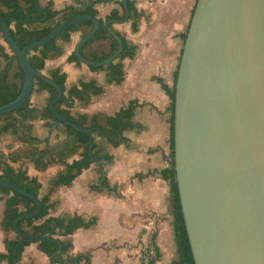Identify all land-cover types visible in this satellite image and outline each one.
Instances as JSON below:
<instances>
[{
    "label": "water",
    "instance_id": "obj_1",
    "mask_svg": "<svg viewBox=\"0 0 264 264\" xmlns=\"http://www.w3.org/2000/svg\"><path fill=\"white\" fill-rule=\"evenodd\" d=\"M123 13V19L105 22L93 13L79 14L23 48L14 40L8 18L0 15L12 60H18L24 74L20 94L0 106V117L21 108L32 97L36 79L44 80L57 90L49 107L58 125L87 133L93 155V128L56 110L63 88L32 67L28 52L69 27L91 21L93 27L77 43L75 56L87 66L109 65L123 51L113 25L130 18L128 0H123ZM100 29L108 30L119 48L97 62L86 58L82 48ZM174 144L176 180L195 264H264V0H197L178 68ZM95 161L106 175L102 164L108 162ZM0 186L37 205L14 221V232L31 242L42 238L18 228L21 220L41 211V199L9 181H0ZM56 255L63 264L61 254Z\"/></svg>",
    "mask_w": 264,
    "mask_h": 264
},
{
    "label": "crops",
    "instance_id": "obj_2",
    "mask_svg": "<svg viewBox=\"0 0 264 264\" xmlns=\"http://www.w3.org/2000/svg\"><path fill=\"white\" fill-rule=\"evenodd\" d=\"M46 2L47 0H41ZM56 10L67 6L93 7L99 19L106 18L114 11H123L118 0L97 2L96 0H52ZM196 0H135L142 17L137 20L134 30L133 18L121 24H114L127 39L139 44L134 58H125V78L121 84H109L106 70L92 71L87 65L70 61L75 47L82 38V31L73 32L69 40H58L62 54L46 61L43 72L47 75L53 69L67 73V87L81 81H97L106 87L104 94L95 96L88 104L76 101L71 111L73 115H98L101 124L106 118L121 108L133 103L134 126L122 133V142L114 146L98 133L94 134L96 150H101L97 160L85 169L70 186H54V180L64 165H54L45 171H38L28 164V174L41 182L39 198L50 195L53 204L51 216H82L86 222H96L89 227L79 228L71 235L72 247L69 254H90L89 264H179V253L172 215L171 183L164 172L171 168V99L160 80L170 87L179 63L181 35L187 32ZM8 44L0 33V49ZM110 39L96 40L85 48V54L109 52ZM3 64L5 61L3 60ZM50 98L47 90H34L31 102L35 118L19 116L18 132L7 134L9 139L20 145L19 138L27 126L31 133L41 139L55 142L60 126H47L42 119ZM52 124H54L51 121ZM63 137V136H61ZM2 144L0 150L6 149ZM10 144V143H9ZM109 154V158L106 155ZM76 155L73 159H78ZM107 177L108 187H102ZM5 202L0 201V253L6 252L4 240L15 239L14 231L6 233L1 226ZM152 248L159 253L150 256ZM0 264H9L2 261ZM16 264H60L52 262L40 248L31 242L25 247L21 260Z\"/></svg>",
    "mask_w": 264,
    "mask_h": 264
},
{
    "label": "trees",
    "instance_id": "obj_3",
    "mask_svg": "<svg viewBox=\"0 0 264 264\" xmlns=\"http://www.w3.org/2000/svg\"><path fill=\"white\" fill-rule=\"evenodd\" d=\"M108 1L111 0H96V3ZM118 4L123 7V0H118ZM195 7L196 4L192 10V15ZM128 8L130 12L129 19L133 18L135 20L134 30H137V20L142 17V13L137 10L135 0H128ZM86 13L97 15L93 7H86L79 10L76 6L70 5L64 9L56 10L53 7L52 0H47L46 2H42L41 0H0V15L8 18L7 23L11 34L20 48L41 40L60 23L70 20L79 14ZM124 17L123 11L114 10L106 20L109 18L123 19ZM100 20L102 22L106 21L104 19ZM92 27L93 24L91 21H82L75 26L63 30L55 39L48 41L40 48L28 52L30 64L35 69L43 72L46 67L47 59L56 58L62 54V48L57 43L58 40H69L72 33L76 31H82L83 35H85ZM114 30L122 39V53L109 65L88 67L92 71L106 70L108 72L107 83L121 84L125 78V65L123 60L125 58H134L140 46L127 39L119 30ZM187 32L181 35L183 44ZM0 33L5 40L1 25ZM100 39H110L111 50L109 52L85 54V48L94 41ZM118 48L119 43L116 38L112 36L108 30L100 29L95 37L84 45L82 54L90 60L100 62L115 54ZM8 49L9 51H7L5 47H1L0 49V106L18 97L22 90L24 79L21 65L17 59L12 60V50L9 46ZM69 59L72 62H76L78 65L83 64L75 56V53H72ZM3 60L5 64H3ZM180 60L181 55L179 57L177 69L174 72L173 86L170 87L164 83L163 80H160L163 88L171 99L172 111L171 168L164 172V176L169 179L171 183V209L174 217V231L179 253V264H195L183 216L174 159V108L176 81ZM48 76L60 84L64 91L63 99L55 104L56 110L77 124L87 128H93L94 134L98 133L106 137L112 145H119L123 140L122 133L126 129L134 126L132 118L134 116L135 106L133 103L121 108L115 114L108 116L105 124H101L98 121V115L96 114L93 116L88 114L73 115L71 109L76 101L88 104L95 96L104 94L106 92V87L92 80L89 82L81 81L79 84L69 88L66 84L67 73L62 72L59 68L51 70ZM35 89L38 91L47 90L50 93V98L45 107L42 119L46 120L45 124L47 126H56V129H59L57 126L60 121L52 114L49 107L50 102L57 94L56 88L44 80L37 78ZM31 105L32 102L30 98L18 110L6 113L0 117V133L10 131L17 133L19 129V116L24 117L25 120L28 118H35L34 109ZM51 121L54 124H52ZM64 127L63 137L58 136L55 142H50L49 139H41L37 136H33L31 133V125L27 126L26 130L28 131L24 132L19 138V146H14L10 143L7 145L6 149L0 150V181H9L28 193L39 197L42 184L37 177H32L28 174V164L32 163L38 171H45L54 165H64L65 170L64 172L58 173L54 180V186H70L85 169L90 168L101 153V150L97 151L96 144L94 143L93 155H91L89 135L71 126ZM76 155L80 157L70 162L69 160ZM106 157L109 158V154H107ZM108 186V179L105 177L102 181V187ZM40 199L42 202L41 211L34 217L21 220L18 223V228L24 233L42 235V238H36L33 242L39 243L40 248L50 257L52 262L59 261L56 255L59 252L62 256L63 264H89L91 259L90 254H69L72 247L71 235L79 228L89 227L94 224L96 219L86 222L82 216L79 215H74L72 217L51 216L50 213L53 204L50 202V195L48 194ZM0 201L5 202L1 226L6 233L14 231V221L19 216L33 212L37 208L36 203L29 197L7 186H0ZM4 243L6 252L0 253V263L2 261H7L9 264H16L21 260L25 247L29 245L31 241L25 240L17 235L15 239L6 238ZM148 264H155V262L152 260Z\"/></svg>",
    "mask_w": 264,
    "mask_h": 264
},
{
    "label": "rangeland",
    "instance_id": "obj_4",
    "mask_svg": "<svg viewBox=\"0 0 264 264\" xmlns=\"http://www.w3.org/2000/svg\"><path fill=\"white\" fill-rule=\"evenodd\" d=\"M181 47H183V43H182ZM172 86H173V85H172ZM64 130H65V127H64V126H60V130H59V135H60V136H63V135H64ZM10 139H12V138H10ZM10 139H9V136H8L7 134H2V135H0V147H1L2 144H5L6 142H7V144H6L5 147H7V145H9V143H11V141H12V140H10ZM12 144H13L14 146H16L15 143L12 142ZM155 249H156V248H155Z\"/></svg>",
    "mask_w": 264,
    "mask_h": 264
},
{
    "label": "built area",
    "instance_id": "obj_5",
    "mask_svg": "<svg viewBox=\"0 0 264 264\" xmlns=\"http://www.w3.org/2000/svg\"><path fill=\"white\" fill-rule=\"evenodd\" d=\"M150 256H152L153 258H157L158 257V252L155 250V248H152L150 251Z\"/></svg>",
    "mask_w": 264,
    "mask_h": 264
}]
</instances>
